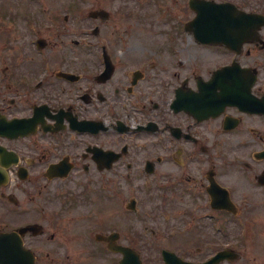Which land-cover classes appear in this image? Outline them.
Here are the masks:
<instances>
[{
	"label": "flooded vegetation",
	"instance_id": "obj_1",
	"mask_svg": "<svg viewBox=\"0 0 264 264\" xmlns=\"http://www.w3.org/2000/svg\"><path fill=\"white\" fill-rule=\"evenodd\" d=\"M115 1L78 0L62 20L51 0L0 11V244L29 251L0 264H121L133 251L141 264L223 251L217 264H260L229 223L264 225V0H204L226 5L208 18H237L210 24L216 43L184 28L189 0H130L128 13ZM136 3L150 34L115 29L142 20ZM137 178L164 201L157 237L134 234L138 211L116 204Z\"/></svg>",
	"mask_w": 264,
	"mask_h": 264
},
{
	"label": "rangeland",
	"instance_id": "obj_2",
	"mask_svg": "<svg viewBox=\"0 0 264 264\" xmlns=\"http://www.w3.org/2000/svg\"><path fill=\"white\" fill-rule=\"evenodd\" d=\"M22 1L23 0H0V11L4 7L3 11L7 12L8 9H10L9 8L10 3L14 4L12 7H14L15 9L21 8V6H23V4L21 3ZM182 1L184 0H180L181 4H182ZM51 2H52V12L60 13V16L62 17L64 14H68L70 12L69 9L73 6L72 2L74 1L73 0H51ZM60 2L62 4H60ZM133 4L134 3H132V1L130 0H116L114 2V6L118 8V10L124 13L133 11L134 10ZM89 7L90 5L85 4L82 12L83 13L88 12ZM138 9H140L141 12L143 13L142 14L143 18H141L142 20L137 18V16H135V13L132 12L134 14L133 15L134 17L132 16V18L128 20L127 22H125V20H118L119 24L120 22H122V26L115 28V29L119 31H122L125 29H131L133 32H138V29H139L140 33L142 34H150L151 31L156 29L157 28L156 25L154 24V22H152L155 20L151 19L150 17L145 16V14L147 13V10L144 7L143 8L138 7ZM142 23H143V26L140 27ZM79 26H80L79 22L77 21H72L71 24L69 23L66 24L65 28L69 30V32L67 33L68 36L66 37L67 43H73L74 40L78 39V37L75 35V30L79 28ZM144 183H145L144 180H139V179L135 180L131 195H126L124 198L127 201L128 198L133 196L139 201V205L141 206L139 208L140 210L138 214L134 215L132 219L134 222L133 232L138 231V236H140L141 234L143 235V226H147L149 228L148 230L149 233L147 236L148 237L150 235L152 236V234L150 233L152 230L155 234L154 236L157 237L158 232L160 230L159 215H163L164 201H161L160 193L156 189L157 186L155 185L152 186L151 191H144L140 187ZM119 203H121V200H119ZM165 204H168V203L165 202ZM175 204L176 203L173 202V205ZM168 213H170V215H172L171 217H173L172 212H168ZM246 216H247L246 222L250 223L253 221V217H252L254 216L253 214L251 216V219L248 218V214H246ZM242 228L243 229L248 228L246 231H244V235L242 234V231H243ZM242 228H240L238 225H235L232 221H230L229 223V242L232 243L235 241L236 238L239 239V237H242V236L247 237V238L253 237L247 240L249 242H252L253 246H251L250 248H246L245 252L252 258V262H256V263L258 262L260 264H264V225L262 224V226L255 228L251 226V223H250L247 226H242ZM172 240H173L172 237H168L166 239L164 237V241H165L164 244ZM150 241L149 243H153L152 242L153 240H150ZM229 246L237 247L238 245H229ZM241 249L243 250V248Z\"/></svg>",
	"mask_w": 264,
	"mask_h": 264
},
{
	"label": "water",
	"instance_id": "obj_3",
	"mask_svg": "<svg viewBox=\"0 0 264 264\" xmlns=\"http://www.w3.org/2000/svg\"><path fill=\"white\" fill-rule=\"evenodd\" d=\"M203 18H201V15H199L194 21H193V24L197 27V28H202L204 27L206 24H205V20H202ZM204 21V23H202ZM204 24V25H203ZM219 27L220 28H226L227 25H226V21H222V20H219Z\"/></svg>",
	"mask_w": 264,
	"mask_h": 264
}]
</instances>
